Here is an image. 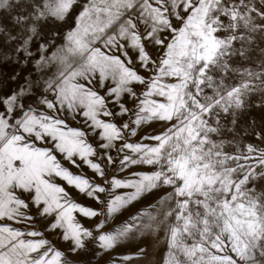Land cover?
<instances>
[{"label": "snow or ice", "instance_id": "6c2138e0", "mask_svg": "<svg viewBox=\"0 0 264 264\" xmlns=\"http://www.w3.org/2000/svg\"><path fill=\"white\" fill-rule=\"evenodd\" d=\"M0 17V61L29 72L0 80V264H93L161 232L163 264H264V0H0Z\"/></svg>", "mask_w": 264, "mask_h": 264}, {"label": "rangeland", "instance_id": "374dc122", "mask_svg": "<svg viewBox=\"0 0 264 264\" xmlns=\"http://www.w3.org/2000/svg\"><path fill=\"white\" fill-rule=\"evenodd\" d=\"M0 20H2V17H0ZM0 27H4L2 23H0ZM3 36V33H0V37ZM0 51H2V48H0ZM11 55V52H9ZM28 66L23 61H17L15 56L13 55V58L11 61L8 60H2L0 61V80L6 81L8 85L11 87H15L17 83H20L19 79L16 81H12L8 79L10 76L17 75L19 76H28ZM54 71V69H52ZM35 75H38V73H33ZM260 112L258 110L251 111L248 116L245 118L247 120H251L252 118H255L257 120V123L260 121ZM155 125H146L142 129L144 133H151L154 130ZM247 128V124L244 122V120H241L240 122V131L241 134L237 137V140L240 142V146H243V143L246 142H255V137L251 134V131H248V134H244V129ZM139 135V134H138ZM232 147H235L233 145ZM228 150H231L229 148ZM138 167L141 170H149L150 166L148 165H142V166H134ZM73 171H77L76 169H73ZM83 171L87 175H92L89 169L85 166L83 168ZM127 172L119 173V177L123 178L125 175H127ZM131 191L127 188H117L114 190V194H123L125 192ZM77 199L79 202L85 203V204H92V202L84 196H78ZM156 199L158 197H145L141 199L140 201L133 202L131 205L127 206L122 213L117 214L116 218H114L108 225L106 230L111 229L115 226H117L122 220H126L129 218V215H134L138 211H155V209L152 207V205L155 204ZM97 208H99V205H93ZM84 222V218L78 217ZM99 219V218H97ZM17 227H23V225H16ZM86 226H90L86 223ZM50 239H53V237H49ZM59 246V245H58ZM137 248H144L147 252V256L143 258L144 264H163V259L167 254V244L164 239V234L161 232L159 234L156 233H145L142 236H137L136 239L131 241H125L122 243V245L118 246L113 252L108 254H103L98 256L93 264H111V260L116 256H123L128 255L137 250Z\"/></svg>", "mask_w": 264, "mask_h": 264}]
</instances>
